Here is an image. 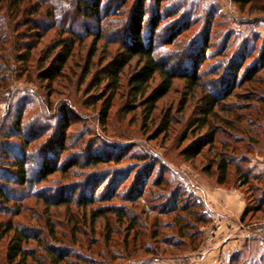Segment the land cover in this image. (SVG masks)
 <instances>
[{"label":"rangeland","instance_id":"rangeland-1","mask_svg":"<svg viewBox=\"0 0 264 264\" xmlns=\"http://www.w3.org/2000/svg\"><path fill=\"white\" fill-rule=\"evenodd\" d=\"M101 7L105 23L99 35L86 36L88 29L99 28L86 19L65 22L48 33L47 38L55 36V45L60 39L74 40L65 27L86 36L60 75L54 80L41 77L38 63L28 62L10 91L0 95V133L22 115L24 126L51 127L55 140L64 141L63 149L55 152L59 170L33 192L27 189L32 195L21 202L19 215L0 213V223L13 220L38 238L26 245L32 256L20 264H57L50 252L64 258L58 264H264V0H103ZM112 11L119 14L107 15ZM141 11V36L155 56L176 72L193 73L198 82L191 87L174 78L171 91L151 116L143 100H134L130 93V77L139 67L136 57L124 67L116 89L107 86L104 76L125 56L129 20ZM241 52L250 56L236 75L231 95L220 100L208 119L210 128L199 126L207 93L215 87L219 94L227 90L230 82L220 76L230 71V61ZM250 75L256 80L245 82ZM159 82L156 75L151 89ZM108 98L110 108L103 119ZM162 123L168 124L167 130H161ZM210 130L216 132L214 141L187 159L185 151L206 140ZM48 137L44 134L35 144ZM219 152L232 161L227 182L219 186H237L243 192L248 205L244 217L209 195L214 190L217 196L222 193L213 183ZM92 156L103 160L95 165ZM145 157L153 162V173L142 196L129 202L134 174ZM207 164H212L209 174ZM236 164L249 173L243 186L238 185ZM159 177L164 184H152ZM15 186L7 184L6 190L16 194L21 188ZM173 189L180 202L169 205L166 197ZM114 192L118 198L105 197ZM59 193L73 200L62 205L46 202ZM91 197L94 200L87 201ZM197 199L211 216L202 229L196 217L206 212ZM170 206L171 212L163 211ZM5 251L6 243L1 242L0 264H7Z\"/></svg>","mask_w":264,"mask_h":264},{"label":"trees","instance_id":"trees-1","mask_svg":"<svg viewBox=\"0 0 264 264\" xmlns=\"http://www.w3.org/2000/svg\"><path fill=\"white\" fill-rule=\"evenodd\" d=\"M103 0H0V95L1 93L8 92V87L13 82L14 77L19 78L22 76V72L26 70L28 62L38 63L40 70V76L54 80L56 76L60 75L61 71L69 64V59L73 57L75 47L84 41V38L89 35H99L102 32L105 21L100 18V14L104 13V9L101 7ZM240 3H250L253 0H237ZM144 2L138 5L141 9H144ZM139 16L131 18L128 24L129 40L124 42L126 46V54L123 58H118L110 68L106 69L104 76L107 77V86L114 89L118 87L120 75L124 67L128 64L130 58L136 57L139 67L131 75L130 93L134 100L139 96L143 100V105L148 107V115L151 116L156 109L157 103L166 95L169 94L173 87L174 78H182L190 85H197L196 76L190 72H176L168 63L159 60L154 54V49L151 44H147L144 38L141 36V23L144 19V13L141 11ZM119 13L112 11L107 15L116 16ZM91 20L96 22L99 26L97 31L88 29L86 36L82 37L81 31L69 29L65 27L64 32L73 37L74 40L65 42V39H60L55 45V36L47 38L48 33L59 28L65 22H75L77 20ZM119 22V21H118ZM123 25L121 21L117 23ZM123 26H126L125 24ZM127 28V26H126ZM43 40V41H42ZM59 47V51L55 52V48ZM263 55H264V49ZM73 52V54H72ZM244 52V51H243ZM242 53V52H241ZM91 55H94L92 51ZM250 56V53H242L239 58H235L230 61V71L226 72L221 78H225V81L230 82V86H227V90L219 94V88L215 87L207 93L205 101L200 109L201 117H199V126H209V118L214 117L215 108L219 105L222 98L231 95V90L235 86V79L238 71L245 64L246 59ZM236 60V61H235ZM40 62V63H39ZM236 62V63H235ZM40 64V65H39ZM260 70L255 69L254 72L258 73ZM28 72V70H27ZM214 74H218L217 71H213ZM158 75L160 82L154 88L151 89V83L154 77ZM39 76V75H38ZM245 82H252L256 80L252 75L245 78ZM223 82V86L225 84ZM8 89V90H7ZM218 90V91H217ZM110 108V98L108 103L101 110L103 119L107 116V111ZM22 115H17L12 122L11 129L0 133V213L12 214L13 216L19 215L22 208V203L29 195L26 192L30 189L33 192V187L59 170V166L55 163V152L59 149H63L64 141L55 140V131L51 127L43 128L41 126H35V129L30 126H24L22 124ZM35 122L36 119H33ZM34 125V123H33ZM168 128L167 123L161 124V130L165 131ZM212 129V128H211ZM48 134V141L35 144L44 134ZM216 132L210 130L209 134H206V140L194 143L192 147L185 151L187 159H192L199 155L205 146L211 144L214 141V134ZM11 138L17 139L11 141ZM57 141V143H56ZM225 147V146H224ZM33 148L36 152V156L31 154L28 149ZM57 156V154H56ZM218 160L216 161V167L213 174L216 176L218 184H225L228 179L229 166L232 165V161L227 159L225 153L219 152L217 154ZM56 160H60L56 157ZM103 158L92 156L90 162L98 164L102 162ZM145 163L134 174L133 187H130V194L126 198L129 202H134L137 198L142 196L144 186L150 179L154 165L153 162L145 157ZM206 172L212 171V164L205 166ZM236 178L239 181V186H243L248 182L247 177L249 173L244 171L241 165H235ZM129 173L126 174V178L129 177ZM158 179V180H157ZM154 179L152 184L160 185L164 184V179L159 177ZM241 179L243 180L241 182ZM7 184H16L15 187L19 192H11L6 190ZM25 189V191L23 190ZM15 190V191H16ZM73 190V189H72ZM178 190L173 189L169 192L166 200L170 204L179 203L177 196ZM75 191H71V195ZM35 193V192H34ZM109 200L118 198L119 194L114 192L111 195H106ZM78 199V198H77ZM76 199V200H77ZM47 203L57 205L65 204L73 200V197L63 196L57 194L48 196L45 198ZM85 202V199H81ZM94 198H89L87 201H92ZM198 200V206L206 212L205 216L196 217V220L201 223V229L203 226L210 224L211 216L207 213L204 205ZM16 205H11V203ZM189 204L182 206V211L188 208ZM197 206V205H196ZM15 208L17 211L15 212ZM171 206L167 210L163 207V211H170ZM260 208V207H259ZM248 210L246 205L243 212V217ZM14 213H11V212ZM190 213V211H189ZM184 236V235H181ZM38 240L33 237L28 230L21 228L13 220L5 221V224L0 223V244L6 243L5 256L7 264H20L28 256H32L30 248L26 247L30 240ZM201 240V239H200ZM198 239V242L200 243ZM194 251V249L192 250ZM191 251V252H192ZM51 257L57 260V264L64 258L57 257L50 252Z\"/></svg>","mask_w":264,"mask_h":264},{"label":"crops","instance_id":"crops-1","mask_svg":"<svg viewBox=\"0 0 264 264\" xmlns=\"http://www.w3.org/2000/svg\"><path fill=\"white\" fill-rule=\"evenodd\" d=\"M213 183L217 185V188H220V190L222 191V193L219 196H217L216 190L209 193V195L211 194L214 196L213 199L215 200V202L220 203L221 201H223L224 205L228 206L233 211H235L238 215L242 216L245 210V207H246V199L243 195V192L237 186H231L230 188L229 187L224 188V187L219 186V184L216 182H213ZM202 201L205 203V200L202 199ZM205 204L207 207H209L207 205L208 204L207 201ZM209 209L212 211L214 210L212 206H210Z\"/></svg>","mask_w":264,"mask_h":264}]
</instances>
